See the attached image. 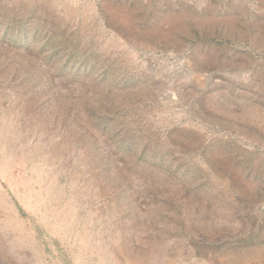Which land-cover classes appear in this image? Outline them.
<instances>
[{"label":"rangeland","instance_id":"374dc122","mask_svg":"<svg viewBox=\"0 0 264 264\" xmlns=\"http://www.w3.org/2000/svg\"><path fill=\"white\" fill-rule=\"evenodd\" d=\"M0 264H264V0H0Z\"/></svg>","mask_w":264,"mask_h":264}]
</instances>
